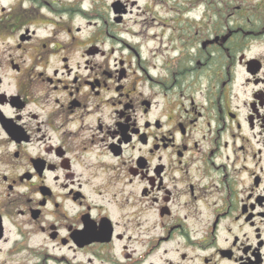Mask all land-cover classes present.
Returning <instances> with one entry per match:
<instances>
[{
	"label": "flooded vegetation",
	"instance_id": "obj_1",
	"mask_svg": "<svg viewBox=\"0 0 264 264\" xmlns=\"http://www.w3.org/2000/svg\"><path fill=\"white\" fill-rule=\"evenodd\" d=\"M0 264H264V0H0Z\"/></svg>",
	"mask_w": 264,
	"mask_h": 264
},
{
	"label": "rangeland",
	"instance_id": "obj_2",
	"mask_svg": "<svg viewBox=\"0 0 264 264\" xmlns=\"http://www.w3.org/2000/svg\"><path fill=\"white\" fill-rule=\"evenodd\" d=\"M107 2H110L111 0H106ZM144 0H141V3H143ZM85 4H87V2H85Z\"/></svg>",
	"mask_w": 264,
	"mask_h": 264
}]
</instances>
